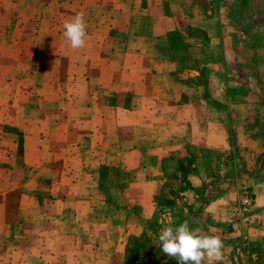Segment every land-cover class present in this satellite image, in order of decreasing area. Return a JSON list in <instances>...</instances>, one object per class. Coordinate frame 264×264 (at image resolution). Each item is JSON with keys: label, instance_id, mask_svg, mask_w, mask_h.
<instances>
[{"label": "crops", "instance_id": "1", "mask_svg": "<svg viewBox=\"0 0 264 264\" xmlns=\"http://www.w3.org/2000/svg\"><path fill=\"white\" fill-rule=\"evenodd\" d=\"M69 8L87 25L69 69H31L8 39L0 264H127L131 238L158 234L174 188L186 210L171 219L219 236L220 264H264V0ZM145 250L140 262L176 264Z\"/></svg>", "mask_w": 264, "mask_h": 264}, {"label": "rangeland", "instance_id": "2", "mask_svg": "<svg viewBox=\"0 0 264 264\" xmlns=\"http://www.w3.org/2000/svg\"><path fill=\"white\" fill-rule=\"evenodd\" d=\"M7 3H9V0H0V8L5 10V8L8 7ZM15 4L17 11L10 12L0 10V76L2 75L4 77L5 73L7 75L9 70L6 69L10 68L12 64V62H9L10 64L7 63L9 37H12L11 39L17 41L16 45L10 50V52H29V66L31 69H43V72L40 71L41 73H45L49 69H53L57 66L63 70L69 69L70 64L74 63L75 60H72L73 55L79 51V49H72L65 42L62 35L63 22L72 18L70 16L69 8L72 4V0H15ZM18 5H21V10H18ZM10 13L12 16L9 15ZM11 20L14 21L11 22ZM17 22L21 23L22 27H15ZM7 25L9 26L7 27ZM55 37H59V40L61 39V45L58 48L53 43ZM23 38L27 40L22 42ZM17 39H19L20 42ZM59 48L61 49L62 59L59 62V65H57L53 62V54L56 50L58 51ZM78 61L83 62L82 60ZM77 65H80V63H77ZM46 74H48V72ZM50 75L52 77V73ZM66 77V83H69V76ZM1 135L2 133L0 129V137ZM171 191L172 192L167 199L164 198L161 200L162 207L160 208V212L166 214V217L163 218L162 224H158V230L165 225L179 224L184 221L180 220L177 222L171 219L170 214L181 216L186 210V207L183 206L184 202L181 200V194L178 193L180 191L176 188L171 189ZM156 237L157 235L152 233L145 237L146 240L141 239V246L143 248L141 250L143 251L134 252L130 257L133 260L127 264H145L143 259V261L140 262L141 258L139 257V254L146 251L145 247L150 248V252L152 247L157 250L159 245L154 243ZM130 247L135 251L136 247L133 246V244L130 245Z\"/></svg>", "mask_w": 264, "mask_h": 264}, {"label": "clouds", "instance_id": "3", "mask_svg": "<svg viewBox=\"0 0 264 264\" xmlns=\"http://www.w3.org/2000/svg\"><path fill=\"white\" fill-rule=\"evenodd\" d=\"M62 28L65 42L72 49L85 46L87 25L83 12L64 21ZM156 241L164 256L175 259L176 264H220L223 260L221 238L212 235L211 229L205 232L198 226H190L187 220L161 227Z\"/></svg>", "mask_w": 264, "mask_h": 264}, {"label": "trees", "instance_id": "4", "mask_svg": "<svg viewBox=\"0 0 264 264\" xmlns=\"http://www.w3.org/2000/svg\"><path fill=\"white\" fill-rule=\"evenodd\" d=\"M133 246H137L138 244H142L141 239H136V238H131V240L129 241V245L127 246V253H126V257H127V263L131 261V255L133 254V248L130 247V245Z\"/></svg>", "mask_w": 264, "mask_h": 264}, {"label": "built area", "instance_id": "5", "mask_svg": "<svg viewBox=\"0 0 264 264\" xmlns=\"http://www.w3.org/2000/svg\"><path fill=\"white\" fill-rule=\"evenodd\" d=\"M250 204H251L250 199H248V198H244V199H243V206H244L245 208L249 207Z\"/></svg>", "mask_w": 264, "mask_h": 264}]
</instances>
